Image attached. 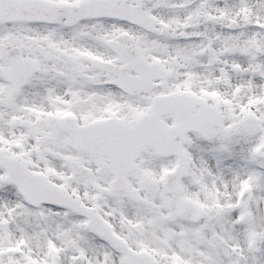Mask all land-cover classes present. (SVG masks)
<instances>
[{
    "label": "snow or ice",
    "instance_id": "snow-or-ice-1",
    "mask_svg": "<svg viewBox=\"0 0 264 264\" xmlns=\"http://www.w3.org/2000/svg\"><path fill=\"white\" fill-rule=\"evenodd\" d=\"M0 264H264V0H0Z\"/></svg>",
    "mask_w": 264,
    "mask_h": 264
}]
</instances>
